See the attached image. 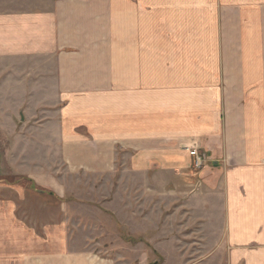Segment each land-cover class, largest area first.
<instances>
[{
  "label": "crops",
  "instance_id": "crops-1",
  "mask_svg": "<svg viewBox=\"0 0 264 264\" xmlns=\"http://www.w3.org/2000/svg\"><path fill=\"white\" fill-rule=\"evenodd\" d=\"M0 129V264H264V0H0Z\"/></svg>",
  "mask_w": 264,
  "mask_h": 264
},
{
  "label": "rangeland",
  "instance_id": "rangeland-1",
  "mask_svg": "<svg viewBox=\"0 0 264 264\" xmlns=\"http://www.w3.org/2000/svg\"><path fill=\"white\" fill-rule=\"evenodd\" d=\"M4 134L2 133V129H0V178H3L2 175H4V173L6 174L7 170H9V159L7 154H4V150L7 148V141L4 140ZM10 143L13 146H17V148L19 147V145L21 144V146H25V148L28 147V149H35V145L36 143L34 142H22V141H10ZM39 147H37L38 149H41V145H43L42 147L44 149H49V147H52L54 145H56V143H50V142H43V143H38ZM14 175V174H13ZM5 177V176H4ZM11 179H14L11 178ZM142 225V224H141ZM138 227L137 231H134L136 234V237L134 236L133 238H141L144 240V242L146 241L149 244H152V246H154L156 250H159L160 252H164L169 249L174 250L175 245L174 244H170V241H163L162 240V236H163V232L161 231L162 228L157 229L156 226L154 225V228L151 226V224H149V227L144 228V226ZM167 234H169V228L168 226L165 227L164 230ZM164 232V233H165ZM173 232V230H172ZM178 232V231H177ZM180 241V240H178ZM180 243V242H179ZM179 246V245H178ZM171 247V248H170ZM173 247V248H172ZM156 250L151 249L152 252H149V262L150 261H158V259L156 258V255H153V252H155L157 255H160L162 258V254L157 252ZM166 257L168 256H173V255H169L168 253L165 254ZM216 264H226L225 261V255L224 254H220L216 256ZM166 264V263H165Z\"/></svg>",
  "mask_w": 264,
  "mask_h": 264
},
{
  "label": "trees",
  "instance_id": "trees-1",
  "mask_svg": "<svg viewBox=\"0 0 264 264\" xmlns=\"http://www.w3.org/2000/svg\"><path fill=\"white\" fill-rule=\"evenodd\" d=\"M26 181L29 182V189L30 190L32 189V191H34L35 193H38V194H45L46 193L44 190H42L40 188H36L34 186V184L30 180H27L26 179ZM47 194L48 195H51L50 193H47ZM122 239L124 241H126L127 243H130V244H133V245H135L138 242H141L142 241L141 238L135 239V238H131V237H126L125 235L122 236ZM153 253L158 257V255L155 252H153ZM151 264H159V263H151Z\"/></svg>",
  "mask_w": 264,
  "mask_h": 264
},
{
  "label": "built area",
  "instance_id": "built-area-1",
  "mask_svg": "<svg viewBox=\"0 0 264 264\" xmlns=\"http://www.w3.org/2000/svg\"><path fill=\"white\" fill-rule=\"evenodd\" d=\"M190 156L193 157L196 169L202 167L203 162L206 161V158L203 155H200L196 149L190 151Z\"/></svg>",
  "mask_w": 264,
  "mask_h": 264
}]
</instances>
